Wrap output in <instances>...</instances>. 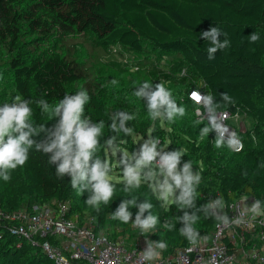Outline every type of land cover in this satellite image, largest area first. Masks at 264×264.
Instances as JSON below:
<instances>
[{"label": "trees", "instance_id": "obj_1", "mask_svg": "<svg viewBox=\"0 0 264 264\" xmlns=\"http://www.w3.org/2000/svg\"><path fill=\"white\" fill-rule=\"evenodd\" d=\"M210 27L227 33L219 37L221 42L225 38L230 41L229 47L214 53L213 60L207 54L210 41L201 38V33ZM251 33H257L260 39L251 43ZM84 36L103 50L117 44L138 53L176 52L179 70L185 74L174 77L155 66L149 71L165 83L172 78L180 84L188 82L187 91L167 88L177 104L186 109L185 115L174 122L153 121L143 99L138 98L133 105L126 95L119 98L122 88L115 89L113 100L107 101L97 87L84 83L83 89L91 97L85 105V116L93 122H104L96 156L112 166L111 146L105 143L109 137H115L113 146L133 154L137 149L133 134L145 137L151 130L161 148L183 149L182 163L191 161L193 171L201 174L196 208L214 196L232 201L246 195L264 202V0H0V74L10 76L21 99L33 101L30 107L34 124L51 128L58 119L42 113L35 101L45 99L55 105L65 94L83 90L79 84L84 70L71 55L70 43ZM46 43L48 47L44 48ZM193 88L220 102L217 112H244L253 118L251 128L238 131L243 141L241 151L234 152L226 142L217 148L215 132L200 136L208 120L195 115L198 105L188 97ZM220 93H227L232 103L223 102ZM118 112L135 116L127 122L131 134L111 130L112 116ZM34 139L42 140L44 134ZM49 155L33 148L28 162L11 172L10 181L0 184V264H55L40 243L14 233L18 222L10 219L14 212L30 210L33 204L43 202H67L70 217L77 215L81 222L92 218L95 232L103 231L113 239L127 236L135 240L143 236L154 251H160L155 247L158 241H166L168 247L161 252L164 255L189 242L179 232L183 221L178 217L183 216V211L174 203L162 207L148 183L125 192L122 181L111 180L119 197L113 200L110 210L102 203L97 211L85 203L88 191L81 194L73 189L70 176L57 177L55 166L48 163ZM117 157L119 170L128 156L118 149ZM133 197L152 203V214L159 217L155 229L142 234L131 221L125 224L112 218L121 199ZM129 210L134 221L137 209ZM197 215L199 219L193 227L201 238L209 234L216 219L205 217L203 212ZM165 222L173 224L174 229H166Z\"/></svg>", "mask_w": 264, "mask_h": 264}, {"label": "clouds", "instance_id": "obj_2", "mask_svg": "<svg viewBox=\"0 0 264 264\" xmlns=\"http://www.w3.org/2000/svg\"><path fill=\"white\" fill-rule=\"evenodd\" d=\"M220 36H227L218 27H210L201 33L202 39L210 41L207 49L208 59H215L214 53L230 46V41L225 38L220 41ZM260 39L257 33H251L249 41L255 43ZM111 83L116 84L113 79ZM134 95L143 99L146 103L150 118L174 122L176 117H183L186 109L178 105L172 98V92L163 83H152L145 81L136 88ZM197 104L202 105L204 113L200 108L196 109L197 115L206 114L208 124L200 129V136H208L210 132H215V146L220 148L225 145L226 127L223 125L217 110L221 107L211 94H201L193 92L191 94ZM221 100L232 103V98L227 93H220ZM91 97L86 89L77 91L75 94H65L63 99L55 105H49L45 99L35 101L42 113H48L56 123L48 128L45 124H34L31 120L33 109L30 104L33 101L15 97L13 102L4 103L0 106V178L5 182L11 180V172L18 167L24 166L29 160L30 150L42 151L50 154L48 163L55 166L58 178L70 176V184L79 193L89 192L85 203L100 210V205L107 204L113 197L115 185L111 182V165L107 160H101L96 156L100 137L103 135L104 122H93L90 117L85 116V105ZM135 116L126 112H118L112 116L110 128L114 132H124L131 134L132 129L127 127V122ZM118 121V123H117ZM201 121H197L200 123ZM151 132V130H150ZM44 134V139L36 140ZM234 135V134H233ZM115 137H109L105 143L113 146ZM238 141L234 138L227 141L228 147H233ZM183 149H173L171 151L160 147L159 138L149 134L148 139L140 145L139 149L123 161V184L124 191L129 192L134 188H139L141 183H148L161 206L170 203L176 204L183 216L178 220L183 221V227L179 232L191 245L198 243L199 233L193 227L199 216L197 213L203 212L205 217L214 216L215 219L223 223H228L226 215H220L219 211L210 213L209 209H223L222 199L217 198L207 204L196 208L197 187L201 183V174L194 172L191 161L183 162ZM155 165V167L153 166ZM264 202L255 200L250 211L255 216L264 215L262 209ZM130 207L136 208L135 219L132 220L133 213ZM152 203L147 200L131 199L122 200L113 212L112 218L125 224L131 221L134 228H139L141 233H147L156 228L159 217L152 214ZM185 209H195V211H184ZM148 213L145 216V213ZM241 223L239 219L233 221ZM164 227L169 231L174 229V225L165 222ZM160 251H154L151 244L148 250L143 252V259L152 261L159 257L161 252L166 250V241H158L155 245Z\"/></svg>", "mask_w": 264, "mask_h": 264}, {"label": "built area", "instance_id": "obj_3", "mask_svg": "<svg viewBox=\"0 0 264 264\" xmlns=\"http://www.w3.org/2000/svg\"><path fill=\"white\" fill-rule=\"evenodd\" d=\"M193 92L203 94L196 88L191 89L188 97L194 102ZM197 105L204 113L202 105ZM217 114L226 127V143L236 139L238 142L231 149L241 151L243 141L238 131L245 129L230 122L238 113L231 115L228 111H220ZM195 115L198 119L206 118V114L197 115L196 110ZM217 198L220 196L211 200ZM222 201L223 209L209 210L226 215L228 223L216 219L209 234L199 238L195 246L188 242L173 253H161L152 261L143 259V252L149 248L146 237L136 238L128 245L127 236L113 239L103 231L95 232L92 218L87 217L81 222L77 215L69 216L67 202L36 203L30 210L14 212L10 219L18 222L14 233L40 243L55 264H264V215L255 216L250 211L255 199L242 195L232 201ZM236 219L241 223H234Z\"/></svg>", "mask_w": 264, "mask_h": 264}, {"label": "rangeland", "instance_id": "obj_4", "mask_svg": "<svg viewBox=\"0 0 264 264\" xmlns=\"http://www.w3.org/2000/svg\"><path fill=\"white\" fill-rule=\"evenodd\" d=\"M48 43L44 44V48H47ZM149 49V47L147 48ZM70 53L80 66L83 68L84 78L80 82L79 87L83 89L84 83H89L95 88L97 87L98 92L108 101L113 100V91L118 88H122L123 91L120 93L121 96L126 95V100L130 103L136 104L138 98L134 95L136 88H138L143 82L148 81L155 85L156 83H163L166 88L173 87L174 89H184L187 91L188 82L180 84L179 81L174 78L170 79L169 82L165 83L162 80H157L151 73L152 67L161 68L167 73H171L174 77H180L185 74L182 69L178 67V56L176 52L169 51L167 53L158 54L154 51L148 52H133L127 51L120 48L117 44H113L109 50H103L96 47L93 41L87 37H79L73 39L70 43ZM184 68V67H182ZM115 79L116 84L111 83ZM86 81V82H85ZM189 81H191L189 79ZM173 85V86H171ZM13 83L10 76L7 73L0 74V106L4 103L13 102L14 98L17 97ZM230 122L233 126L241 125L245 131L252 127L253 118L246 115L244 112H239L238 115L232 116ZM161 125L163 122L161 121ZM150 130H148L146 136L133 134L134 143L137 146L136 151L140 145L148 139ZM163 149L165 147H162ZM128 156L131 153L122 147L117 148L111 146V153L113 155V161L111 166L110 179L113 181L123 182V168L117 169L118 164L117 150ZM155 167V165H153ZM4 180L0 178V184ZM119 195L113 194V197L107 204H103L107 211L110 210L112 202L117 199ZM122 201V199H121ZM121 203V202H120ZM134 239H129L127 242L130 245Z\"/></svg>", "mask_w": 264, "mask_h": 264}]
</instances>
